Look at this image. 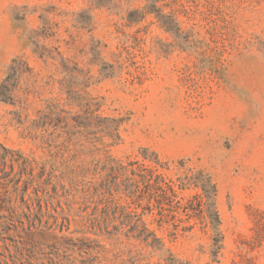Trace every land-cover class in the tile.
Instances as JSON below:
<instances>
[{
    "label": "rangeland",
    "instance_id": "rangeland-1",
    "mask_svg": "<svg viewBox=\"0 0 264 264\" xmlns=\"http://www.w3.org/2000/svg\"><path fill=\"white\" fill-rule=\"evenodd\" d=\"M7 77L26 258L264 264V0H0Z\"/></svg>",
    "mask_w": 264,
    "mask_h": 264
},
{
    "label": "trees",
    "instance_id": "trees-1",
    "mask_svg": "<svg viewBox=\"0 0 264 264\" xmlns=\"http://www.w3.org/2000/svg\"><path fill=\"white\" fill-rule=\"evenodd\" d=\"M9 77H7L4 82L0 85V92L3 87L6 86ZM1 94V93H0ZM4 150V154L1 157L0 162V264H35L33 258L25 257V252L27 254L33 253V250H29L25 243L16 239L13 235L14 231L18 232V226L16 222L23 223L22 220H19L18 208L16 205L15 194L21 195L20 202L22 204L28 205V200L26 199V195L28 193V185L26 184L21 188L22 185V174L19 176L13 175L11 176L14 170V162L21 157L17 151L11 150L5 146H2ZM14 154H18V157L15 158ZM11 155V171L6 169V158ZM12 187V191H9L8 194L2 197V187ZM21 244V245H20ZM35 254V252H34ZM51 264H76L74 261L63 262L56 261Z\"/></svg>",
    "mask_w": 264,
    "mask_h": 264
}]
</instances>
